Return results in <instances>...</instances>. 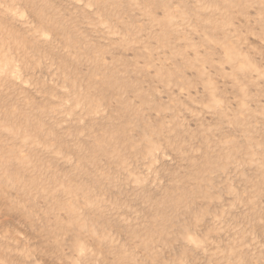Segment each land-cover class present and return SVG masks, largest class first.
Wrapping results in <instances>:
<instances>
[{"label": "rangeland", "instance_id": "1", "mask_svg": "<svg viewBox=\"0 0 264 264\" xmlns=\"http://www.w3.org/2000/svg\"><path fill=\"white\" fill-rule=\"evenodd\" d=\"M0 264H264V0H0Z\"/></svg>", "mask_w": 264, "mask_h": 264}]
</instances>
